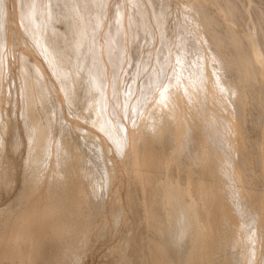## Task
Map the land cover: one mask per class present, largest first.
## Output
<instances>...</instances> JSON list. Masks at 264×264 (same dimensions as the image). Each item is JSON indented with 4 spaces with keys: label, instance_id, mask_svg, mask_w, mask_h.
<instances>
[{
    "label": "bare ground",
    "instance_id": "1",
    "mask_svg": "<svg viewBox=\"0 0 264 264\" xmlns=\"http://www.w3.org/2000/svg\"><path fill=\"white\" fill-rule=\"evenodd\" d=\"M13 2L43 58L21 60L22 113L13 137L0 128V191L15 179L1 169L7 152L25 159L20 191L0 208V264L79 263L104 197L98 145L74 135L86 115L132 150L141 229L124 238L129 262L264 264V0ZM7 7L0 0V77ZM66 104L78 113L56 121V136L48 114Z\"/></svg>",
    "mask_w": 264,
    "mask_h": 264
},
{
    "label": "rangeland",
    "instance_id": "2",
    "mask_svg": "<svg viewBox=\"0 0 264 264\" xmlns=\"http://www.w3.org/2000/svg\"><path fill=\"white\" fill-rule=\"evenodd\" d=\"M10 2L14 4L13 0H7V6H9L10 8L9 7L6 8L9 9L6 11L7 13L5 14L6 17L4 21L6 23V26H8L6 28L8 29L6 30L7 38L11 39L8 42L13 44L10 43L6 44L7 47H5V49L7 52H5L4 49V52L6 53L5 65H4L3 74L0 77V81H1L0 102L3 106L4 113L3 115H1L0 118V128L7 130L6 132L7 133L9 132L11 137H13L14 136L13 134H15L14 124L16 122V116L19 115L20 112L22 113V108H23L22 99H21L22 88H21V80L19 76V70H20L19 68L21 67L22 64L21 60L24 59L26 61H31L36 58L35 55L38 54L37 56L38 57L42 56V58L43 55L40 51L37 53L36 51L38 50L33 49L36 48V46H34L35 45L34 43H37L35 40H33L32 42V40L30 39L33 36H28V33H26L27 34L26 35L24 31L20 28L21 25L20 24H19L20 26L18 25L19 23V21L17 20L18 16L17 14H15L14 12L15 9ZM12 7H13V11H12ZM247 12L249 13V14L247 13V15H250V11ZM8 16H10V18ZM227 17L228 16L225 14L224 18ZM13 18L15 19L14 21ZM16 27L19 28L16 29ZM245 32L248 35L251 32V30L247 29L245 30ZM8 45H12V47ZM30 50L32 51V53L30 52ZM35 52L37 54H33ZM39 53H41V56H39ZM24 54H27L28 56L27 55L24 56ZM32 55L34 56L32 57ZM29 56L31 60L29 59ZM42 58H40V60H42ZM42 61L45 62L46 60L43 59ZM45 66H47L46 67L47 74L45 75L46 80L49 77V81H51L53 79V75L48 70L49 69L48 63L47 64L45 63ZM49 73L51 75H49ZM52 82L51 83L49 82L50 83L49 91L52 94H55L56 90L54 89H56L55 87H57L56 84L57 82L54 80H52ZM51 84L52 87H54L53 89L51 88ZM52 90H54L55 92ZM74 105L66 104L63 108L64 110L62 109V111L57 115V117L55 116V113L48 114L51 120V127L54 135L57 136L58 134L57 133L58 129H56L55 127V123L57 120L60 123L66 124L70 119H72L75 116V114L78 113V108L76 107V105L75 106ZM38 109L42 114L45 112L43 111L44 109L41 107L40 104L38 105ZM118 110L119 113L113 114L116 120L119 121L125 120L127 114L121 111L120 106H118ZM80 124H81L80 128L77 129L75 128L76 132L74 133V135L78 137L80 140H87L88 137L93 138V141L95 144L98 145V148H95L93 145L94 149L91 148L89 151L95 156L99 155V157L95 158V160L99 161L101 166H103L105 175H104V180L102 182V188H103L102 196H104L102 198V204L99 206L97 205L94 221L91 223V226L95 227L96 229L90 233L88 244L86 245L85 249H82L81 259L78 264H116V261H118L119 264H126V263L130 264V262L133 261L132 247L127 248L125 253L121 252L122 247L124 245L123 242L125 243L124 238H126L125 236L129 235L136 240L137 238L136 234L141 229L140 226L141 223H139L137 217L133 214L135 207H133L130 204L131 202L128 194L130 188H132L134 184V178L132 177V175H130L131 173L128 172V168L129 171L131 170V160H132L131 147L129 146V144L126 145L124 144L125 146L123 145L124 147L119 149L112 140V138L109 137V135L103 132L102 130L98 129L93 124L92 118L87 115L81 116ZM131 124H133V122ZM8 126L10 128H8ZM7 133L5 135H7ZM9 136L7 138L10 139ZM126 146L129 149H127ZM22 151L24 152V147ZM20 154L18 157L21 160L17 156H15V158L14 157L12 158L13 155L10 152L9 153L7 152L6 156L3 158V163L1 165L3 174L7 175L8 173L6 172H9L10 170L13 169L15 175L13 174L14 177H12L11 179L12 180L13 178L15 179L7 184L8 187L10 186V189L0 191L1 194L0 208L4 207V205H7L8 202L11 201L12 199L11 197L20 191L19 186L21 187V184L18 182H22L23 175H21L20 172H22L23 170V174H24L23 161L25 160V159L23 160L24 156L22 154L21 156L23 157H20ZM16 157L20 161L16 162L17 161ZM49 159L50 158H46V162L43 160L39 163L38 170L41 171L40 174L45 173L43 172V170L46 167V164H48ZM128 163H130L129 166H127ZM13 164L15 168H13L12 166ZM16 169L18 173L17 172L15 173ZM5 202L7 203L5 204ZM96 202H98V199L96 200ZM129 260L131 261L129 262ZM131 264H137V262L134 261L131 262Z\"/></svg>",
    "mask_w": 264,
    "mask_h": 264
}]
</instances>
